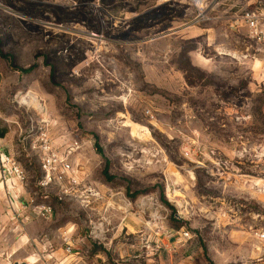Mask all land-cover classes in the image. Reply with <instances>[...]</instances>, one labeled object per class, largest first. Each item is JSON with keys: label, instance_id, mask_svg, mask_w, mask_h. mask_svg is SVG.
I'll return each instance as SVG.
<instances>
[{"label": "rangeland", "instance_id": "rangeland-1", "mask_svg": "<svg viewBox=\"0 0 264 264\" xmlns=\"http://www.w3.org/2000/svg\"><path fill=\"white\" fill-rule=\"evenodd\" d=\"M199 1L0 0V131L72 166L29 147L0 264H264V0Z\"/></svg>", "mask_w": 264, "mask_h": 264}, {"label": "built area", "instance_id": "built-area-1", "mask_svg": "<svg viewBox=\"0 0 264 264\" xmlns=\"http://www.w3.org/2000/svg\"><path fill=\"white\" fill-rule=\"evenodd\" d=\"M243 22L247 29L249 37L261 48L264 46V10H250L243 16ZM259 48V49H260ZM262 63L264 65V52H262ZM37 136L29 142L31 149L37 150L39 153L40 167L44 173L43 183L41 185H49L54 182H60L67 178L68 173L72 170L66 154L59 152L51 145V139L48 133L42 128H38ZM26 137H21L24 141ZM13 174L20 181L24 179L23 170L20 166L7 154L0 153V181L5 179L6 175ZM68 174V175H66ZM71 176V175H70ZM71 181H74L71 177ZM37 214L47 218L51 215V208L42 206L37 208ZM187 235V233H185ZM255 235L259 239H264V231H256ZM65 243V251L71 252V245L68 238H63Z\"/></svg>", "mask_w": 264, "mask_h": 264}, {"label": "crops", "instance_id": "crops-1", "mask_svg": "<svg viewBox=\"0 0 264 264\" xmlns=\"http://www.w3.org/2000/svg\"><path fill=\"white\" fill-rule=\"evenodd\" d=\"M261 52H264V46L261 47ZM21 129V128H19ZM19 129L16 127H8L7 131H4L3 135L0 136V153L7 154L11 157L22 169L26 166L25 163L31 155H34L29 151L28 144L21 141L19 138ZM37 133H35L36 138ZM25 137V136H24ZM33 137L30 136L31 141ZM31 158V157H30ZM22 182V181H21ZM26 189L20 183V180L13 174L6 175L5 179L0 181V201H4L7 198L5 205H8L9 212L11 210H18V204H22L25 199ZM8 211V210H7Z\"/></svg>", "mask_w": 264, "mask_h": 264}, {"label": "bare ground", "instance_id": "bare-ground-1", "mask_svg": "<svg viewBox=\"0 0 264 264\" xmlns=\"http://www.w3.org/2000/svg\"><path fill=\"white\" fill-rule=\"evenodd\" d=\"M196 3H200V1L199 0H194ZM28 95H29V99L28 98H26V96H22V98H20L21 99V103H34V104H37V105H39V106H41V104L39 103V99H38V97L35 95V94H33V93H28Z\"/></svg>", "mask_w": 264, "mask_h": 264}, {"label": "trees", "instance_id": "trees-1", "mask_svg": "<svg viewBox=\"0 0 264 264\" xmlns=\"http://www.w3.org/2000/svg\"><path fill=\"white\" fill-rule=\"evenodd\" d=\"M1 55H2V56H5V55H3V54H1ZM31 67H32V66H30V67H28V68L17 69V70H19V71H21V72H27V71H29V70L31 69ZM3 133H4L3 131H0V136H2ZM103 174H104V176H105L106 178H110V176L107 175V170H106V169L103 170Z\"/></svg>", "mask_w": 264, "mask_h": 264}, {"label": "water", "instance_id": "water-1", "mask_svg": "<svg viewBox=\"0 0 264 264\" xmlns=\"http://www.w3.org/2000/svg\"><path fill=\"white\" fill-rule=\"evenodd\" d=\"M15 264H17V263H15Z\"/></svg>", "mask_w": 264, "mask_h": 264}]
</instances>
